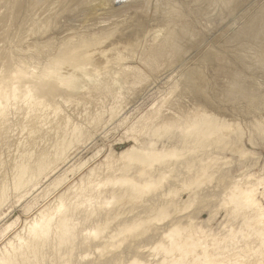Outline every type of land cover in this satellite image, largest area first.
<instances>
[{"label":"bare ground","instance_id":"bare-ground-1","mask_svg":"<svg viewBox=\"0 0 264 264\" xmlns=\"http://www.w3.org/2000/svg\"><path fill=\"white\" fill-rule=\"evenodd\" d=\"M123 1L117 6L114 0H0V211L10 198L20 201L30 190H40L44 180L54 178L41 190L43 208L27 217L20 229L12 231L16 219L0 233V264L46 260L69 264L77 245H94L96 253L110 258V251L122 241L142 236L149 225L166 220L170 222L158 239L141 249L146 258L133 256L126 264H264L261 170L251 172L245 167L223 186L219 206L225 221L218 230L211 226L210 217L204 221L190 215L176 218L188 212L197 198L194 188L216 176L209 172L221 158L212 155L204 156L206 161L200 159L197 166L191 162L188 169L185 162L190 178L183 177L178 188L163 193L165 200L151 208L152 215L142 218L134 211L132 219L119 223L120 219L109 229L126 204L141 201L151 191L155 194L171 177L172 173L166 174L170 162L183 159L184 152L207 150L211 143L239 130V122L231 123L229 116L215 109L218 101L208 96L211 82L201 77L205 72L195 75L194 58L184 64L175 55L176 26L169 27L168 13L157 16L158 10L149 19L135 0ZM153 89L164 92L136 117L125 115L134 99ZM249 124L264 126V118L254 116ZM111 126L120 129L117 139L97 145L89 158L69 165L79 147L108 134ZM172 130L180 132L182 148L172 136L166 142L157 140ZM117 142L128 145L117 151ZM237 149L240 156L249 154L242 146ZM98 157L102 159L95 163ZM91 160L92 167L88 166ZM78 172L76 181L68 179ZM183 194L188 198L177 205L175 199L181 200ZM24 210H31L29 204H24Z\"/></svg>","mask_w":264,"mask_h":264},{"label":"rangeland","instance_id":"rangeland-1","mask_svg":"<svg viewBox=\"0 0 264 264\" xmlns=\"http://www.w3.org/2000/svg\"><path fill=\"white\" fill-rule=\"evenodd\" d=\"M117 1H118L117 6H119L123 0L121 1L114 0L115 3H117ZM124 1L128 3L131 0H124ZM135 1L138 3L139 7L141 8V10L139 11L144 12L145 16H147V18L149 19L153 18L154 16L156 17V13H157V16H160L161 13L163 14L162 16H165L168 13L167 16L170 17V23H172V24L170 23L168 24L169 27L176 26L174 27L176 28V35L174 34L172 38V41H173L172 50H174L175 55L178 58L180 57L181 62H183L184 64L189 62L191 58H194V62H193L194 64H192V67L196 66L197 64L199 65V66L197 65V67L195 68L196 70L195 75L199 76V74L201 75L202 73L205 72V74H202L203 76L201 75V77H204V78L207 77L208 80H210L211 82V88H209L208 90V96L210 97L211 100L218 101V108H215V109L220 112H223L224 115L229 116V118L227 117V119L232 120L231 123L237 124L239 122L238 123L239 130L241 129L242 131L240 130V133H238L239 130L230 132L227 135V138H223V140L221 139V140H218L219 142L218 141L216 142V143H219L218 145L216 143L215 144L211 143V145H213V147L216 150L212 146L207 147L206 148L207 150L198 151V153L196 152V153L189 154L188 152H184L186 150H183V152L185 153V154L184 153L182 154L183 159L180 158L181 160L180 159L173 160L172 161L173 163L172 162L169 163V165L171 164L169 166L170 170L167 169L169 171H167L168 173L166 174L169 177V174L172 173L170 175L171 177L169 178L167 177L168 180L166 179L165 182H163V184L161 185V187L159 186L157 190L155 189L156 191L154 190L155 194L151 191L145 197H142L144 202L141 199V201L139 202L138 201L131 202L130 203L131 206L129 205V203L126 204L125 205L126 207L124 206L125 209L124 207L121 209L122 214L120 218H118V220L116 221H112L110 224L112 225V227L109 225V229H113L115 225L122 223L124 221H128L132 219L134 216H140L143 218V217H146L148 214L152 215L150 214L151 208L155 207V205L157 206L160 203L164 202L165 199L164 198L162 199L161 197L163 193H166L171 188H178L180 186L179 185L180 180H182L183 177L186 176L185 179L190 178L191 176L190 172L187 173L188 175L186 174V172L188 171L187 170L188 166L189 165L192 166L193 164V163L192 164L190 163L194 162L195 165L193 166H197L198 163H201V161L205 162L208 155L209 156L212 155V156L221 158L219 159L220 160L219 162H217L218 161L217 160L216 164L213 165L215 168L212 166L213 168L209 172V176L213 175L212 177H214V174L216 176L214 178H211L212 180L207 181V184L205 182L204 183L205 185L203 184L204 186L201 185L203 188L202 187L194 188L197 198H195L196 196L194 197L195 194H192L193 197L191 196V199L193 198L195 199L192 202V205L189 208L188 212H186L184 215H181V217L177 216L176 218H182V217H186L190 215V217H192L195 220L204 221L210 217L212 221L211 226L213 227L214 230H218V228L220 227L219 225L225 221V216H223L225 212L220 208L219 204H220V200L222 197L221 195L223 194V190L230 184L229 181L233 180L234 177H239L238 175H241L243 173L242 171L246 170L245 167L248 168V170L251 172H259V170H261L262 172L261 171L260 172L264 174V164H263L264 163V126L261 125V126L253 127L249 124L250 119L253 118L254 116L264 118V0H242V1L241 0H176V1L175 0H170V1L169 0H163V1L146 0V2L144 0H140V2L139 0H135ZM147 1H148L147 7L151 9L146 8ZM155 1L157 5H155ZM158 2H160V4ZM143 4L145 5V7H143L144 6ZM180 5L181 6L183 5L184 7L182 6L181 8ZM145 8H146V12H145ZM153 9H155V11ZM187 10H189V12ZM158 13H160V15ZM182 38L184 40H181ZM226 53L228 54L225 55ZM213 61H216V62H213ZM212 78L213 80H211ZM212 81H214V83ZM163 92L164 90H162L161 92H158L156 91V89H153L152 92H150L146 96L137 97L136 99H134L133 103L124 111L125 115H128L130 118L136 117L140 112H142L143 110H146L147 107L151 103H153L156 99H158L160 94H162ZM117 124H118V121H116L113 124V126H116ZM113 126L109 128L110 132L108 134L98 135L94 142L92 141H91L92 143L87 142L86 145L84 146L79 145L81 147H79L78 151L72 155L70 159L71 162L69 165H71L73 162H78L81 159L86 160L87 157L89 158L92 155L97 145L105 146V145L110 144L109 142L112 141L113 139L114 140L117 139L120 134V129L119 128L112 129ZM174 132L175 131L172 130L168 134L163 135V137L165 138L160 137L157 140H160L159 142H166L168 140L174 139L173 140L174 144L178 145L177 146L178 148H182L181 145L183 146V141L181 139L182 137L180 136L181 134L178 131H176L175 133ZM171 136L173 139H171ZM177 136L181 138L179 139ZM249 138L252 139V143ZM96 141H97V144H95ZM229 141H231L233 145H231L232 143H230ZM127 145H128L127 143L119 144L117 142V145L114 147V149H116L117 151H120L122 147L124 148ZM187 145L188 147H190L191 143L186 144V147ZM217 146H218V149H217ZM219 146L222 148H219ZM238 146H242V148L246 149V151H248L249 154H246V156L245 155L240 156L238 154L239 153V149H237ZM226 150L228 153L226 152ZM250 151H252V154L250 153ZM204 156L206 157V159ZM194 158H195V161H194ZM101 159L102 158L98 157V158H95L94 161L95 163H98ZM196 160H198L199 162H197ZM94 161L91 160L90 161L91 164L89 163L88 166L92 167L95 164ZM175 161L177 165L175 164ZM185 162H188L189 164L187 165V163ZM185 165H187L186 171H185ZM88 166L84 167L85 169L83 168L81 171L83 173L86 172ZM67 167H64L55 176L59 175ZM173 170H176L178 172L180 171V172L178 173ZM218 171L221 174L220 173L217 174ZM78 175H79V172L75 174L74 176L69 174L68 179L70 180L74 179V181H76L77 178L79 177ZM52 178L49 181L44 180L42 183L43 186L40 190L39 189L38 191L30 190L31 192L29 191L28 195L22 198V200L17 201L16 198H10L7 201L8 203L6 202L7 204H5L4 207H2L0 211V217H1L0 218V233L3 232V229L10 222L16 219L18 220L16 222V225L12 228V231L20 229L23 225L22 224L23 221L27 217L35 214L36 212H38L39 210L43 208L42 206L45 203L44 202L45 198L42 196L41 190L44 189L51 182V180H54V178L53 179ZM175 178L179 179V182L178 180L175 181ZM227 178H228V182H227ZM222 181L224 182L226 181V182L224 183ZM219 182L221 185H219ZM223 186H226V187L224 188ZM161 189L162 190L164 189L163 192ZM188 195L189 194L181 195L180 197L181 200H179V198L175 199V201L177 202V205H180L181 204L180 201H182L183 199L186 200L188 198ZM213 201H215V203H213ZM25 203L29 204V207H31V210L29 212H26L24 210ZM217 207H219L220 209H218ZM169 210L171 211V209ZM214 210L216 213L212 212ZM134 211L135 212L137 211V212L134 214ZM129 212L130 213L132 212V213L129 214ZM1 213L3 214L1 215ZM129 215H130V218H129ZM117 221H119V223ZM169 222L170 221L166 220V222L164 224L162 223V225H157V226L149 225L147 233L145 232L144 235L142 236L137 234L136 235L137 237H128L126 240H124L125 242L122 241L123 238H121L122 240L120 239V241H122L123 243L120 245V247L117 248V250L113 249L114 252H112L113 250L110 251L109 255L111 259L108 257L107 253L104 254L105 256H101L98 253H96L95 251L96 249L94 245L89 246L91 248H88L86 246L77 245L72 252V256L70 259L71 261L69 260V264H94V263L95 264H114L115 261L116 262L122 261L119 263L126 264L127 261L133 256H138V257L140 256V258H146L145 256L147 255L146 252L141 253V249L149 247L152 244V242L154 243L158 239L159 233L162 230L166 229ZM206 225L207 224L203 222V226H206ZM152 226H155L156 228ZM155 230H157V232H155ZM12 231H10L9 233H12ZM2 241H3V238L1 237L0 244ZM135 242H136V245L134 246ZM87 253L88 255L84 256ZM86 257L87 259H85ZM96 259H99V260H96ZM101 259L102 261H100ZM43 263L49 264V261L46 260Z\"/></svg>","mask_w":264,"mask_h":264}]
</instances>
